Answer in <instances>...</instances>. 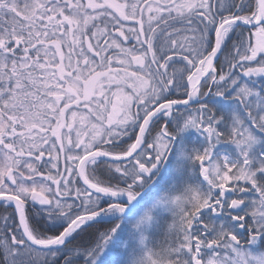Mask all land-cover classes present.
Listing matches in <instances>:
<instances>
[{"label":"snow or ice","instance_id":"6c2138e0","mask_svg":"<svg viewBox=\"0 0 264 264\" xmlns=\"http://www.w3.org/2000/svg\"><path fill=\"white\" fill-rule=\"evenodd\" d=\"M0 264H264V0H0Z\"/></svg>","mask_w":264,"mask_h":264},{"label":"trees","instance_id":"16d2710c","mask_svg":"<svg viewBox=\"0 0 264 264\" xmlns=\"http://www.w3.org/2000/svg\"><path fill=\"white\" fill-rule=\"evenodd\" d=\"M3 211V209H0V212H2Z\"/></svg>","mask_w":264,"mask_h":264}]
</instances>
